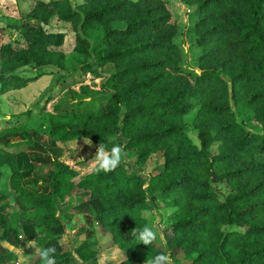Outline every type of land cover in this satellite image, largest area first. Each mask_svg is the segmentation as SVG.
Masks as SVG:
<instances>
[{
    "label": "trees",
    "instance_id": "1",
    "mask_svg": "<svg viewBox=\"0 0 264 264\" xmlns=\"http://www.w3.org/2000/svg\"><path fill=\"white\" fill-rule=\"evenodd\" d=\"M182 1L192 5L196 17L199 54L192 71L179 62L173 41L177 27L164 0H34L21 13V19L35 21L28 22L32 28H26L24 44L16 42L18 38L0 43V92L42 72L21 75L19 68L26 64L64 67V54L57 47L64 32L45 28L53 17L70 25L72 48L83 55L77 71L102 76L100 67H115L101 83L105 92L55 102V108H63L48 112V124L29 128L28 138L0 145V167L9 169L7 179L0 180V212L7 210L6 198L13 192L26 212L32 211V220L21 226L26 238L37 235L34 222L49 224L56 203L77 192L109 232L110 242L124 251L116 263L98 262L85 240L72 250L38 242V249L71 252L59 264H69L72 251L87 264H131L155 257L154 245L139 243L133 232L147 225L141 210L157 196L174 207L167 235L189 255L188 264H264V162L254 159L264 152V131L259 132L264 129V0ZM194 104L199 146L183 126V114ZM247 108L251 118L243 116ZM118 130L126 138L125 147L135 149L139 158L160 150L161 170L145 177L120 167L99 174L91 168L75 179L76 169L47 159L46 164L35 161L28 166L41 182L23 184L16 151L44 149L77 136L107 146L113 141L107 137ZM215 140L217 152L210 154L208 146ZM7 144L12 150L4 148ZM45 167L51 170L46 178ZM212 181L229 184L223 199L211 188ZM0 226H6L3 216ZM14 257L0 247V264Z\"/></svg>",
    "mask_w": 264,
    "mask_h": 264
},
{
    "label": "rangeland",
    "instance_id": "2",
    "mask_svg": "<svg viewBox=\"0 0 264 264\" xmlns=\"http://www.w3.org/2000/svg\"><path fill=\"white\" fill-rule=\"evenodd\" d=\"M33 1L34 0H0V43L6 42L7 40L16 41V38H18V41L16 42H19V44L22 45L24 44L23 36L25 30L26 28H32V25L27 23L26 20L21 19V13L26 12L33 4ZM70 1L72 4H77L83 0ZM164 1L170 11L171 18L175 21L177 27L176 32L173 35V41L177 44L180 51L179 62L185 69L192 71L196 67V57L199 54V48L194 43L195 34L193 31V23L196 17L193 13V7L182 0ZM113 23L115 26L122 25V22ZM45 28L46 30H61L64 32L62 43L60 47L57 46L64 54V67L57 68L51 65L49 67H35L29 63L19 68V73L21 75L32 74L38 70H42V72L39 74L37 73L33 79L28 80L24 85L9 88L4 92H0V145L3 143V141L13 142L15 140H20L23 137L28 138L32 136L29 128L40 127L41 125L48 124V112H52L53 109L55 112H57L60 108H63L61 106L55 108L53 106L55 102L68 101L85 94L94 93L96 90L105 92L101 83L105 79L107 72L115 68L112 64L103 65L100 67V73L102 76H97L91 71H77L78 66L83 62V55L76 52L72 48L74 44V35L70 29L69 23L59 21L58 19L56 20V18L53 17L47 22ZM89 40L90 44L92 45L94 42L93 37H90ZM81 85H85L86 88L81 90ZM87 98L88 96L85 97V99ZM197 109L198 104H194L186 113L183 114V126L184 131L189 137L190 141L199 146L197 128L193 124V117ZM120 116L121 113L119 114V118ZM243 116L244 118H251V109H244ZM260 131H264V129H260L259 132ZM107 138L113 141L105 146L106 150H110L117 144L123 146L126 156L119 167L125 173H133L146 177L148 174H155L161 170L160 165L162 162V155L160 150L150 152L147 156L139 158L135 149L125 147L126 138L123 137L120 130L112 132V134H110ZM84 139L87 140V138L83 136H77L76 138L65 142L57 140L56 144L62 146L61 151L59 150V153L55 155H53L54 153L49 154V157L54 156L57 158V165H61L62 163L64 165L77 168L79 173L74 177L75 179L92 168L93 161L91 159L94 157L96 148L98 146V144L92 140H90L91 145L89 146L84 143ZM217 146L218 141H212L208 146L209 153H216L218 149ZM4 148L12 150L13 146L11 144H7L4 145ZM56 158L54 160H56ZM254 159L258 162H264V152L256 153L254 155ZM24 160L25 156L20 154L18 157V163L22 168V174L29 172V163L23 164ZM214 167L216 170L219 169V165L217 163L214 165ZM3 172L4 173L1 179H4L8 175V167H6ZM50 172V168L45 167L42 177L46 178ZM30 180L34 181L35 179ZM211 188L218 193V197L220 199H223V197L230 191L228 183L219 181H212ZM69 196L71 199L69 202H72L73 205L80 198V194L77 192ZM79 204L80 207L85 208L84 202H80ZM148 205L149 206L146 209L141 210L140 214L145 219L147 225L153 223L154 221L159 223L163 244L160 242V238H158L157 242L153 244L157 249L158 254L168 252L172 257L173 264H188L189 255H187L182 248L174 245V239L167 235V228L172 221L174 207L165 205L162 197L158 196L155 198V200L148 199ZM27 206L28 205H25V207ZM59 206L60 205L57 204L58 213L64 212L62 215L67 216V211H69V208L60 210L61 208L59 209ZM10 211L11 210H9V212ZM29 212L30 214L32 213V211ZM1 214L0 216H3L4 218L8 215L6 213ZM89 214H86V216L84 215L83 217L80 214H77L76 216L68 215L65 220L68 221V218H72L69 222H77L73 225L74 227L79 223L84 224V237L88 241L87 243L89 244L90 248L95 251V256L99 258L100 262L106 261V258H111L110 262L112 263L118 262L124 257V251L118 247L106 248L109 246L108 243H110V234L107 230H104L100 225H98L99 222H94L95 217L93 214ZM7 217H10L8 222H14L15 225H18L19 229H21V233H23L21 226L24 223H22L23 221L17 223V211L15 210V212L10 213ZM26 219L32 220L31 217H27ZM61 220H63V218ZM68 226L71 225H67V228ZM8 228V230H13L11 227ZM221 228L241 230L240 227H236L234 225H222ZM55 229H51V227L45 228L42 225L39 227V233L37 237L35 236L26 238L20 237L19 234L16 235L17 229L14 228L13 232H11L9 235H6L8 239L7 243H11L12 246H16L18 249L21 248L23 253L28 255L25 258L27 264H40V261H38L39 259H37L39 252L37 246L38 242H47L51 244L59 243V241L62 240V242L65 244V247H62L64 250L66 248L72 250L73 245L76 244V242L73 241L74 239L70 237L73 235H69L67 231H61V233H58L59 230ZM0 230L1 233L2 229ZM33 240H35L37 249L36 252L35 248L27 246V242ZM103 243L105 244L102 245ZM102 249L104 250L103 253L100 252ZM69 253L71 252L69 251ZM69 253L62 250L61 252L55 254L56 264H59L58 262H60V258H65ZM15 257L3 264H16V261L19 258ZM72 262L70 261L69 264ZM72 264L79 263L73 262ZM137 264H147V262H137Z\"/></svg>",
    "mask_w": 264,
    "mask_h": 264
},
{
    "label": "crops",
    "instance_id": "3",
    "mask_svg": "<svg viewBox=\"0 0 264 264\" xmlns=\"http://www.w3.org/2000/svg\"><path fill=\"white\" fill-rule=\"evenodd\" d=\"M28 22H35V21L34 20H29V21H27V23ZM46 67H49V66H46ZM24 75H29V74H24ZM56 143L57 142H55L54 144H51V145H47L44 149L36 148L34 146L33 147L25 148L24 150L21 149V150H18V151L15 152V156H16V158L18 160L19 155L20 154H23L25 156V160H24L25 162L23 161V164L24 163H26V164L29 163L28 166L31 165V162H35V161H37V162H43L44 164H46L47 163V159H53L54 160L56 158L54 156L49 157V154L50 153L51 154L54 153L53 155H55V154H58L59 153V150L61 151V147L62 146H60V145H58ZM9 150H11V149H9ZM33 156H35V157H33ZM54 161H55L56 164H58L57 158ZM61 165H64V164L61 163ZM59 166H60V164H59ZM6 167L7 166H5V165H3V166L0 167L1 177H2V175L4 173L3 171L5 170ZM70 167H72V168H74V169H76L78 171L77 168H75L73 166H70ZM28 169H29V172L27 174H25L24 177H23V179H22V181L24 182L23 184L29 183V184H32L31 186H33L34 184H36L38 182H41V178L39 176H36V175L32 174L30 172L31 170H30L29 167H28ZM78 173H79V171H78ZM7 176L4 179H1L0 178V180L1 181L6 180L7 179ZM28 178H29V181H28ZM30 179H35V180L34 181H31ZM48 180H49V178L44 179L45 182H48L49 183ZM26 185H28V184H26ZM74 193L75 192H72L71 194H74ZM71 194L66 195L63 198V200H61V201H59V202L56 203L54 217H53L52 221L49 224H42V223L39 224L38 222H34L33 223V226L35 228V234L38 235V233H39L38 232L39 231V227L43 225L45 228H50V227H51V229L57 228L55 230H59L58 233H61V231H67L69 235H73V236H70V237H72L74 239L73 241H75L76 243H78V242H80L82 240H85L86 242H88L86 240V238L84 237V233L85 232H84V224L83 223H79V224H77L74 227L73 225L75 223H77V222H74V223L69 222L72 218H68V221L65 220L68 215H74V216H76L77 214H80L83 217L84 215L86 216V214H89V211H87L86 208L80 207V204H79L80 202H82V203L84 202L85 197L80 196L79 200L73 205L72 202H69V200L71 201L70 196H69ZM6 201H7V203L9 205H8L7 210L6 211H2V213H6V214L9 215L10 213L15 212V210H16L17 211V215H18V220H16L17 223L18 222L20 223L21 221H23V222L30 221V220H27L26 219L27 217H32L31 214H30V212H26V209H24L23 206H21L20 203H18L17 198H16V196H15V194L13 192H10L9 193V196L6 198ZM57 204L60 205L59 206V209L61 208L60 210H63L64 208L65 209H68L69 208V211H67L68 212V215L67 216L66 215L65 216L62 215L64 212L58 213ZM9 210H11V211L9 212ZM7 216L4 218L5 221H6V227H1L0 226V229H2V232L0 233V238H1L0 247L1 248H7V249L11 250L15 254V256H16L15 258H20L21 253H19L18 247L12 246L11 243L10 244L7 243L8 239H7L6 235H9L11 232H13L14 228H16L17 229L16 230V235L19 234L20 237H25V236L23 235V233H21V229H19L18 225H15L14 222L13 223H9L8 222V219H10V217H7ZM62 218H63V220H61ZM84 219H85V217H84ZM97 221L98 220L95 218L94 219V222L98 223ZM67 225H71V226H68V228H67ZM8 227L13 228V230H11V229L8 230L9 229ZM63 229H65V230H63ZM7 231H9V232H7ZM37 235H36V237H37ZM59 243L60 244H63L64 247H65V244H64V242H62V240H60ZM106 243H108V242H106ZM104 244L105 243H103L102 245H104ZM108 244H109V246L106 247V248H113V247H116L117 248V246L115 244H112L111 242L108 243ZM103 251L104 250L102 249L100 252L103 253ZM71 255L74 257L72 259L73 262L76 261L79 264H87V262L79 259L75 255V253L73 251H72V254ZM96 258H97V261L100 262V260H99V258L97 256H96ZM110 260H111V258H106V261H110ZM135 264H137V263H135Z\"/></svg>",
    "mask_w": 264,
    "mask_h": 264
},
{
    "label": "clouds",
    "instance_id": "4",
    "mask_svg": "<svg viewBox=\"0 0 264 264\" xmlns=\"http://www.w3.org/2000/svg\"><path fill=\"white\" fill-rule=\"evenodd\" d=\"M84 143L89 146L91 145V141L89 139L87 140L84 139ZM125 156H126V152L122 145L117 144L114 147H112L110 150H106L105 146L102 143H100L96 148L94 157L91 159L93 161L92 171L95 172L96 174H99L101 172L103 173L112 172L117 167L120 166ZM133 235L136 237L139 243L147 247L157 242L158 238H160V242L163 244V238L161 236L159 223L155 221L151 224L145 225L142 228V230L138 232L134 231ZM27 246L33 247L35 248V252L37 251L35 240L28 241ZM18 251L21 253V255L20 258L16 261V264H27L25 258L28 255H25L21 248L18 249ZM38 258L40 264H56L55 249L54 248L39 249ZM147 264H173V261L170 253L163 252L157 254L155 257L147 259Z\"/></svg>",
    "mask_w": 264,
    "mask_h": 264
}]
</instances>
